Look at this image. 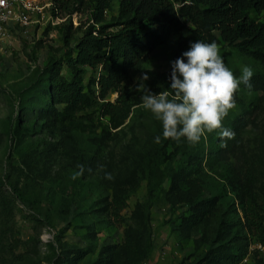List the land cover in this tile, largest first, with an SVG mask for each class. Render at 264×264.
<instances>
[{"label": "rangeland", "instance_id": "374dc122", "mask_svg": "<svg viewBox=\"0 0 264 264\" xmlns=\"http://www.w3.org/2000/svg\"><path fill=\"white\" fill-rule=\"evenodd\" d=\"M93 2L35 17L30 26L12 29L0 47V257L7 249L12 264H64L66 254L81 251L86 257L80 264H93L105 247L121 245L124 231L132 229L141 249L148 233L151 237V254L138 264H194L218 248L211 241L223 215L236 224L243 221L228 186L226 192L213 182L225 183L218 158L243 177L254 175L264 205V64L227 45L206 48L193 42L181 49L174 40L126 83L132 101L122 125L103 115L97 88L89 103L61 122L48 110L45 88L72 80L64 29L72 25L77 31L74 48L91 23ZM120 2L113 3L108 22ZM85 70L88 85L96 75ZM117 100V94H109L105 101ZM55 109L62 112L64 106ZM215 151L219 157L210 172ZM190 157L203 160L212 177L205 196L220 200L212 219L184 239L173 229L185 207L173 210L168 193L172 176ZM120 184L125 191L117 196L127 198L128 205L121 226L99 212ZM12 185L29 204L15 199ZM243 245L248 246L238 264H264L255 239L248 237Z\"/></svg>", "mask_w": 264, "mask_h": 264}, {"label": "trees", "instance_id": "16d2710c", "mask_svg": "<svg viewBox=\"0 0 264 264\" xmlns=\"http://www.w3.org/2000/svg\"><path fill=\"white\" fill-rule=\"evenodd\" d=\"M114 2L94 0L89 19L91 23L74 48H71V43L77 31L72 25L64 29V43L68 48L65 62L72 72V80L56 81L53 89L49 85L45 88L49 98L48 110L56 120H69L80 105L91 101L90 95L96 96L97 88V98L104 101L97 103L103 115L117 126L122 125L130 114L132 101L126 83L155 51L174 40L181 49H186L193 42L206 48L227 45L264 64V0H121L118 14L108 22L107 16ZM75 5L82 7L84 0H54L53 14L56 16V11H68ZM74 10L80 9L75 7ZM85 68L96 75L88 85L84 84ZM59 72V68L55 70L58 77ZM52 80H56L55 77ZM257 84L260 86L262 83ZM109 94H117V102H106ZM56 105H63L64 110L58 112ZM44 157L46 167L49 156L46 154ZM214 157H219L218 151L209 158L210 172L213 171ZM217 167L225 183L213 182L226 192L229 189L236 197L243 221L236 224L233 218L223 215L211 241L213 245L219 244L218 248L210 249L194 264H238L248 246L241 248L240 244L248 237L264 246V205L255 191L254 175L246 173L243 177L241 171L220 158ZM205 168L203 160L190 157L171 178L168 202L173 210L178 205L185 207L180 215V225L173 230L184 239L191 238L201 226L206 225L219 207L218 195L205 196L212 179L205 173ZM1 183L4 184L3 181ZM11 187L15 199L24 205L30 203L17 187ZM113 189V197L103 201L99 212L121 226L124 221L121 212L128 205L127 198L117 194H122L125 186L115 185ZM145 221L150 224V205ZM151 250L150 233L145 247L141 249L135 232L126 229L123 243L105 247L93 264H138L149 258ZM11 252L7 249L2 251L1 264H12ZM85 257L84 252L78 251L66 254L63 262L80 264Z\"/></svg>", "mask_w": 264, "mask_h": 264}, {"label": "built area", "instance_id": "2783aa9c", "mask_svg": "<svg viewBox=\"0 0 264 264\" xmlns=\"http://www.w3.org/2000/svg\"><path fill=\"white\" fill-rule=\"evenodd\" d=\"M54 0H0V47L12 29L25 28L35 17L53 11ZM257 248L264 252L260 244Z\"/></svg>", "mask_w": 264, "mask_h": 264}]
</instances>
